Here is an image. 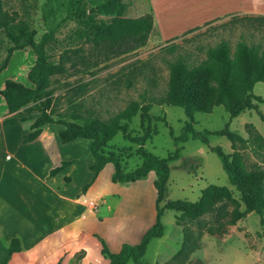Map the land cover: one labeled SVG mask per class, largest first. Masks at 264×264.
Masks as SVG:
<instances>
[{"label": "rangeland", "instance_id": "374dc122", "mask_svg": "<svg viewBox=\"0 0 264 264\" xmlns=\"http://www.w3.org/2000/svg\"><path fill=\"white\" fill-rule=\"evenodd\" d=\"M69 1L2 0L3 9L14 18V24H22L36 30V40L47 33L50 27L58 26L49 50L54 60H57L59 54L68 48L83 47V54L87 55L88 46H83L69 37L75 24L71 21L63 22ZM80 1L92 6L101 0ZM124 1L128 3L126 17L136 18L148 12L155 21L156 13L160 14V20L163 22L177 21L179 27L173 28L180 29L184 24L189 26L198 22L194 28L199 29L186 35H183L186 33L184 32L171 42H165L160 40L159 35L161 37L177 29L170 27V30L164 27L161 31L160 27L154 24L155 33L147 44L137 51L106 62H98L95 57H89L86 64L79 63L75 69H69L68 74L53 76L51 114L57 118L59 115L72 112L82 117H96L107 121L132 103L149 106L148 113L160 120H152L151 127L154 132L144 147L156 157L165 158L172 155L175 150L171 135L179 136L187 121L181 108L162 103L167 92L170 64L181 59L186 64L195 66L206 60L207 50L221 41L228 42L231 53L234 52L238 42L260 45L264 48V27L259 28L257 24L244 19L264 15L237 13L235 16H229L231 13L239 12L243 7L251 8L250 0H235V2L231 0L228 6L230 11L227 13H225L227 4L225 7L223 0ZM262 1L264 0H258L256 3L261 4V9L264 10ZM239 5H242V8L238 7ZM166 27L169 28L168 25ZM9 46L11 44L4 32L0 31V62L4 59ZM34 61L35 56L29 48L14 52L10 65L0 75V83L5 79L28 82L24 75ZM66 66L68 67L69 63ZM253 91L264 98L263 83L256 84ZM35 106L34 103L29 104L25 113L31 121L39 116ZM257 106L264 116V104ZM139 113L129 123L128 132L132 136L142 134ZM228 121V113L222 106H218L211 113H196L193 128L195 131H217ZM49 128L48 134L51 136L55 135L56 131L59 133L62 130L60 125H50ZM230 130L246 140L251 138V135L257 134L264 144V121L253 110L245 111L235 118L230 124ZM208 140L209 146H218L226 154L238 150L248 170L256 166L264 168V149L258 150L255 144L249 143L244 146L236 144L234 150L231 142L224 136H210ZM50 141L52 142L50 151L43 154L39 153L38 146L31 149L32 154L37 155L35 159L38 166L44 171L56 167L60 161L69 159L68 156L74 159H86L88 156L87 140H77L75 152L71 143L59 142L58 134L51 137ZM180 146L182 150L179 158L169 164L166 201L195 202L202 190L209 185L227 187L233 196L238 198L236 190L230 185L222 169L220 159L208 146L193 139ZM136 148L135 144L117 134L104 151L114 153L120 159L122 168L125 171H132L141 164ZM81 164L77 165V169L69 171L71 182L67 183L69 186L65 188V192H74L91 180V172ZM54 184L62 189L58 180ZM100 194H103L105 202L99 204L97 200L92 212L89 209H82L83 219L78 225L86 232H93L100 237L103 235L102 238L109 241V245L118 239H125L127 240L125 243L128 244L136 242L154 217L152 200L154 190L149 179L137 181L130 187H121L112 183L106 172L100 178L92 196ZM82 196L85 194L78 199ZM82 205L83 203L81 207ZM98 209L101 211L100 214L97 212ZM178 216L179 214L175 212H165L162 217L164 234L149 243L142 257L144 264H264V224L260 223L261 218L254 213L247 215L235 226L227 227L225 233L220 236L203 233L199 241V249L192 253L187 261L182 263L173 261L172 258L182 242V225L176 223ZM262 219L264 220V215ZM204 221L209 223L211 217H204ZM192 229L195 230V227L192 226ZM84 231H82L84 249L77 248L72 256L63 253L58 257V263L82 264L86 257L84 261L86 264H107L99 253L97 240L85 237ZM10 236L9 229L0 230V264H3L7 256ZM12 264H28V258L15 255ZM127 264L134 263L129 261Z\"/></svg>", "mask_w": 264, "mask_h": 264}, {"label": "trees", "instance_id": "16d2710c", "mask_svg": "<svg viewBox=\"0 0 264 264\" xmlns=\"http://www.w3.org/2000/svg\"><path fill=\"white\" fill-rule=\"evenodd\" d=\"M127 8L128 3L124 0H101L92 6L80 0H70L63 22L71 21L75 24L69 37L83 46H88L87 55L83 54V47L68 48L59 54L57 60H54L49 50H51L58 26L50 27L47 33L36 40V30L22 24H14V18L3 9V2L0 0V31L4 32L11 44L0 62V74L7 69L14 52L29 48L35 56V61L26 75L32 87L6 79L0 96L8 114L18 112L31 103L36 104L35 110L38 111L39 116L31 124V132L25 138V142L36 139L40 130L47 125L62 126L58 134L61 144H68L79 139L89 142V153L86 159L62 162L60 166L49 171V176L53 177L73 163H86L92 177L90 182L83 186L82 195L87 192L108 164L113 167L110 181L121 187H130L137 181L153 176L154 222L137 244L123 243L119 252L112 253L102 237L92 234L99 244V253L107 264H127L129 261L134 264H144L142 257L149 243L153 239L161 238L164 234L162 217L166 211L179 214L176 223L182 225V242L172 259L182 263L199 249V241L203 233L220 236L225 233L227 227L235 226L251 213L258 215L261 218L260 223L264 224L262 219L264 168L256 166L248 170L238 150L232 154H226L218 146H209L208 140L210 136H224L231 142L234 150L236 144L244 146L249 143L255 144L258 150L264 149L259 135H251V138L246 140L230 130L231 122L248 110L255 111L264 121V116L257 106V104H264V98L253 91L256 84H264V48L260 45L238 42L234 52L231 53L228 42L221 41L207 50L206 60L195 66H190L181 59L170 64L167 92L162 103L181 108L187 121L179 136L171 135L175 145L173 154L159 158L144 147L154 132L151 127L152 120H160L148 113L149 106L132 103L107 121L96 117H82L72 112L59 115L57 118L51 114L53 76L68 74L69 69H75L79 63L86 64L89 57H95L98 62H106L112 58L133 53L144 47L155 33L151 14L146 13L130 18L125 16ZM244 19L257 24L259 28L264 27V16ZM197 29L199 28L189 30L183 35ZM67 63H69L68 67ZM218 106H222L228 113L227 124L217 131H195L193 128L195 114L211 113ZM138 113L142 134L132 136L128 132L129 123ZM117 134L137 146L136 154L140 157L141 164L132 171H125L120 159L114 153L104 151ZM189 139L208 146L210 151L218 156L230 185L238 194L237 199L227 187L209 185L202 190L195 202L166 201L170 175L169 164L179 158L182 150L180 144L186 143ZM206 216L211 217L209 223L204 221ZM20 251L19 239H11L4 260L5 264L13 254Z\"/></svg>", "mask_w": 264, "mask_h": 264}, {"label": "crops", "instance_id": "0c3cea01", "mask_svg": "<svg viewBox=\"0 0 264 264\" xmlns=\"http://www.w3.org/2000/svg\"><path fill=\"white\" fill-rule=\"evenodd\" d=\"M257 1L258 0H250L249 6L251 8L243 7L239 12L231 13L229 16H235L237 13L264 15V10L261 9L262 5L257 4ZM233 2H235V0H233ZM230 3L231 0H223L225 7L227 4L225 13L230 11L228 8ZM243 5L247 4L243 3ZM238 7L242 8V5H239ZM154 16V24L155 26L160 27L161 31H163L164 27L165 29L179 27L177 21L175 22L171 20V22H163L160 20V14L155 13ZM197 23H192V25L189 26L184 24L180 29L173 28L177 30L170 31V33L161 37L159 35V38L165 42L173 40L182 33L193 29L194 25ZM167 25L169 28L166 27ZM30 68L27 70L24 77H26ZM5 80L0 83V91L3 89ZM17 82L22 83L26 87H32L29 82H25L24 80ZM27 109L28 107L23 108L18 112L8 114L6 105L0 96V230L3 231L4 229H9L11 231L10 240L17 238L21 244V251L13 254L7 264H12L15 255H18L19 257H27L28 264L38 262L44 264H58V257L63 255V253H68L69 256H72L77 248L84 249L82 243L84 242V238L82 237V231L84 230L83 227L78 225L81 219H83L82 209L84 208L83 205L81 207V204L84 203L85 200L94 202L98 200L99 204L105 202L102 197L103 194L92 196V193L96 189L99 180L104 173L107 172L108 178L111 177L113 167L109 164L106 165L87 190L85 196L80 197V199H78V197L82 195L81 191L83 186L88 184L90 180L85 182L83 186L79 187L74 192H65V188L69 186L67 183L71 182L69 171L77 169L78 164L73 163L53 177L49 176V171L60 166L62 162H75L80 159H74L71 156H68L69 159L60 161L54 168L47 171L41 169L35 159V156L37 155L36 153L32 154L31 149L38 146L39 153L42 154L46 151H50L52 146L50 138L53 136L55 137L59 133L56 131L55 135L51 136L48 134L50 132V130H48L50 129V125H47L40 130L36 139L31 142H25V138L31 132L30 126L34 122L25 116ZM76 143L77 140L71 142V144L74 145L72 146L74 152L76 151ZM81 165L85 168L87 167L86 163H82ZM148 179L150 185H152L153 176L150 175ZM57 180L62 189L54 184ZM154 197L155 191L152 197L153 206ZM97 212L98 214L101 213L99 209ZM153 222L154 217L153 221L148 227H146L139 239L130 245L137 244ZM84 233L87 238H93L92 234H95L86 231H84ZM102 237L104 236L102 235ZM105 241L109 250L112 253H117L119 252L121 245L127 240L118 239L112 245H109V241L106 239ZM25 246L26 248H24ZM85 258L83 259L82 264H86L84 263ZM3 264H5V262H3Z\"/></svg>", "mask_w": 264, "mask_h": 264}, {"label": "built area", "instance_id": "2783aa9c", "mask_svg": "<svg viewBox=\"0 0 264 264\" xmlns=\"http://www.w3.org/2000/svg\"><path fill=\"white\" fill-rule=\"evenodd\" d=\"M96 205L97 204L94 201H84L83 208L89 209L90 211H93L95 209Z\"/></svg>", "mask_w": 264, "mask_h": 264}]
</instances>
